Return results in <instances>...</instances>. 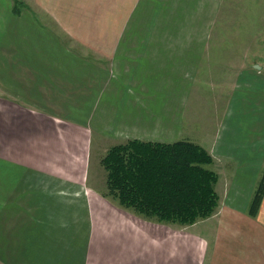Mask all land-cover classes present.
<instances>
[{"label": "crops", "instance_id": "1", "mask_svg": "<svg viewBox=\"0 0 264 264\" xmlns=\"http://www.w3.org/2000/svg\"><path fill=\"white\" fill-rule=\"evenodd\" d=\"M254 1L252 9H264V0ZM227 3L0 0V97H12L6 102V108L11 104L8 112H0V146L14 155L0 151V161L8 163L6 169L0 165V264H33L37 258L41 264H131L128 248L135 243L131 234L127 241L122 233L111 237V230L103 232V226H114V220L130 229L131 217L90 185L94 137L110 149L129 141L161 145L185 141L189 107L202 80L201 70L214 56L213 29L221 19L226 25ZM237 23L234 39L239 45L232 50L227 34L228 47L219 49L220 61L214 66L234 74L229 103L216 126L204 133L198 129L192 134L197 139L186 142L202 146L217 159V189L222 186L225 205L248 224L239 232L255 231L258 238L264 236V199L257 218L248 209L264 170V19L247 16ZM243 25L250 26L245 35L240 34ZM219 35L216 39L221 40ZM68 39L74 47L68 46ZM73 97L75 112L86 122L76 125L87 145L80 158V177L74 178L80 190L39 193L36 187L25 192L19 166L41 149L20 144L25 125L33 122L25 118L24 106H47L60 117ZM51 247L65 250L55 257L47 250ZM254 249L264 257V247ZM233 254L237 263L248 264L240 251Z\"/></svg>", "mask_w": 264, "mask_h": 264}, {"label": "rangeland", "instance_id": "2", "mask_svg": "<svg viewBox=\"0 0 264 264\" xmlns=\"http://www.w3.org/2000/svg\"><path fill=\"white\" fill-rule=\"evenodd\" d=\"M227 2L229 8L224 12L225 15H223L226 25L223 26V21L221 19L219 25H215L213 29L215 36L212 41V46L210 47L214 52H212L214 56L208 57L207 63H209V66L204 65V69L201 70L202 80L198 82L197 87L199 88L196 90V97H194L189 107L186 129L184 131L185 142L188 141L186 139H197V136L194 137L192 134H195V131L197 132L198 129H200V133H204L205 130L216 126L223 116L225 107H227L225 105L229 103L232 84H234V74L231 72H220V70H218L221 69L220 67H214L218 65L220 61L219 49H225V46L228 47L226 43H232V50L236 49L237 45H239L234 39L238 32L237 21L245 19L247 16L254 17V19L257 20L264 19L263 7L258 11L252 9L254 8L253 2H256L254 0H227ZM253 10H255L257 14L253 13ZM239 27L241 28L240 34L242 33L245 35L249 32L248 29L250 26L243 25ZM227 34L229 37L231 36L232 42L229 40L225 43L228 38ZM217 35L221 36V40L216 39ZM263 39L264 38H262V40ZM67 44L70 47H74L73 41L69 39ZM213 54H211V56ZM44 59L47 61V57ZM57 59H59V57ZM210 61L212 62L210 63ZM2 94L3 93L0 91V95ZM10 98L3 97L2 99L0 97V112H8L11 104L7 106L8 108L5 106L6 102H9L8 100H12V97ZM75 100L76 99L73 97V99L68 101V106L64 109L66 111L61 112V116H63H60L61 118L52 114L54 110L50 113L47 106L33 105L36 109L28 105L24 106L25 118L30 117L33 122L30 123L29 121L27 123L28 126L25 125V132L22 134L23 142L21 141L20 144L24 147L37 145L40 146L41 149L40 152H33L34 154L27 155L29 161L25 162L27 161V158H25V160L23 159V163L19 166V169L21 168L19 177L24 181L25 192H31L32 189L36 190V187L39 188V193L47 192V190L52 192L60 190L64 192H78L80 190L79 187L75 186L74 178L80 177L81 168H79V165L82 164L80 158L85 155L87 145L86 140L78 132L79 129L76 125L84 126L83 124L86 122L83 117L84 115L75 112ZM11 103L13 104V102ZM57 107L59 108V106H55V110ZM66 116H75L78 120L64 119ZM100 141L102 142V140L95 135L89 164L90 185L93 184L100 188V190L106 194L103 196L104 198H109V202L113 204L116 209L125 212L128 218L131 217L130 229L123 228L119 224L115 225V220L112 221L115 227L111 225L103 226V232L111 230V237L116 236L114 234L122 233L126 236L125 239H127V241H131L132 236V241H135V243L128 248L130 253H132L131 264H241L237 263V259L234 258L233 252L236 250L240 251V255H243L242 261L248 262V264H263L264 257L259 256V252L254 248L264 247V236L255 238V231H246L247 233L244 235V232H239L240 226L244 225L247 228L248 224L243 217H237L231 207L225 205L222 186L219 189L221 192L217 189L218 182L214 190L217 189L216 193L221 196L222 201H218L219 207L216 212L213 213L211 217L198 220L191 226L150 222L139 217L133 211L122 208L118 201L110 195L107 188V172L102 166L101 161L107 156L110 148H108L107 145L102 146L103 144L100 146ZM83 148L84 152H82ZM4 150L0 146V151H3L8 157L13 158L14 155H10V153H13L9 148H7L6 152ZM24 155L26 157V153ZM209 155L213 160L209 168L218 175L216 168L217 159L210 153ZM34 159H36L35 164ZM6 164L8 163H2L0 161V165L3 166L2 169L8 167ZM34 165L37 167H34ZM15 170L16 169L13 171ZM56 170H60L59 172L61 173H59V175L61 179H57L58 172H56ZM82 170L85 171V168H82ZM63 172H66L67 175H64ZM262 175H260V180ZM217 178L219 181V175ZM49 188H51V190ZM62 203L65 204L66 202ZM83 203L86 207L87 203L89 204L87 201ZM250 204L251 202H249V207ZM46 205L47 202L45 203V207H47ZM65 206L66 208L71 207ZM243 215H246V213ZM261 218V224L264 225V214ZM77 233L79 235V240L82 241L80 231H77ZM87 234L89 235V233ZM130 234L131 236H129ZM90 240L88 236L85 242L88 241L89 244ZM238 240H240L239 243H237ZM75 241L77 242V235L75 236ZM47 250L49 254L53 251L55 252L53 255L59 257L62 253L61 250L65 249L60 247L54 249L51 247L50 249L47 248ZM111 258L115 259L116 254H112ZM140 258L142 262H139ZM117 260L118 259H115V261ZM41 263L42 261L40 258L33 261V264Z\"/></svg>", "mask_w": 264, "mask_h": 264}, {"label": "trees", "instance_id": "3", "mask_svg": "<svg viewBox=\"0 0 264 264\" xmlns=\"http://www.w3.org/2000/svg\"><path fill=\"white\" fill-rule=\"evenodd\" d=\"M107 188L122 208L154 223L191 226L219 207L213 160L201 146L129 141L112 147L101 161ZM264 199V171L249 207L259 214Z\"/></svg>", "mask_w": 264, "mask_h": 264}, {"label": "water", "instance_id": "4", "mask_svg": "<svg viewBox=\"0 0 264 264\" xmlns=\"http://www.w3.org/2000/svg\"><path fill=\"white\" fill-rule=\"evenodd\" d=\"M260 67L259 66H257V69H259Z\"/></svg>", "mask_w": 264, "mask_h": 264}]
</instances>
